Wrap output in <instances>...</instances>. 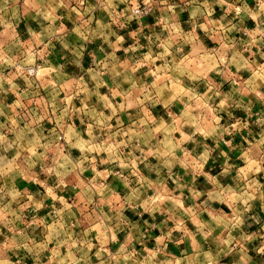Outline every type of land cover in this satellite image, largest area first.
<instances>
[{"label": "crops", "instance_id": "crops-1", "mask_svg": "<svg viewBox=\"0 0 264 264\" xmlns=\"http://www.w3.org/2000/svg\"><path fill=\"white\" fill-rule=\"evenodd\" d=\"M6 1L0 106L14 132L43 135L26 178L4 172L35 200L73 196L78 229L64 240L77 264H114L151 244L170 256L211 245L220 259L243 229L255 234L264 222V0H140L150 14L126 26L112 22L119 0ZM37 62L40 76H17L16 66ZM12 219L5 228L17 227ZM13 239L0 233V244Z\"/></svg>", "mask_w": 264, "mask_h": 264}, {"label": "rangeland", "instance_id": "rangeland-1", "mask_svg": "<svg viewBox=\"0 0 264 264\" xmlns=\"http://www.w3.org/2000/svg\"><path fill=\"white\" fill-rule=\"evenodd\" d=\"M114 3L112 5L110 4L112 6L110 12L113 15L112 22L114 26H119L120 22H123L125 26L130 23H138L143 17L150 14L153 7V4L141 2L140 0H119V2ZM142 3L150 7L148 14L140 16L133 13V6L137 4L142 5ZM72 4L75 6L77 3ZM9 5V2L6 0H0V15L3 14V17L6 15L4 10H6ZM77 5H81V3ZM76 8L78 9V6H76ZM71 15L73 16L75 14ZM3 23L4 20L0 17V28H3ZM8 38L9 34H0V61H3V57H6V55L4 56V51L1 49L3 43H5V40H8ZM132 38L133 37H131V40H133ZM178 54L180 55V53ZM162 58L170 59L169 56H163ZM5 60H7V58ZM12 61L14 60L12 59ZM8 62L10 61L8 60ZM38 64L40 67L36 76H40L43 72L40 71L43 65L41 63ZM52 73L54 74V72ZM17 76L20 77V75ZM36 76H33V78ZM55 77H58L56 71ZM0 85H2V83H0ZM2 104L7 107L9 102L5 100ZM20 107L21 106H16V109L19 110L22 108ZM6 109H8V107L5 108V110ZM5 110L4 107L2 108L0 106V184H3L2 192H0V224L2 226V228H0V233L7 237L15 233L17 239H13L14 243L10 246L7 244H0V264H42V262L43 264H77L73 255L75 252V244L64 240V238L74 235V232L78 229L77 225V229L73 225L75 218L73 207L75 199L73 196H63V199H60L57 196L53 197V195H46V198L43 200H41L40 196H36L37 198L35 200L33 198L35 194L27 193V187H24V184H22V187L17 186L18 184L16 186L12 184L11 186V180L6 178L8 173L6 174L4 170L13 167V171H15L12 173L13 176L27 177V167L30 168V166L33 165L30 160L26 162L27 155H37L35 153V148L39 146V138L43 135V132L33 133L31 131L26 134L14 132L11 127L17 122L13 120L15 116L12 115V117H10ZM25 114L29 117L27 113ZM20 117L23 121L30 120V118L24 119L26 118L25 116L20 115ZM32 121L36 123L34 119L29 122ZM9 125L11 127H9ZM28 134L30 137L26 138ZM104 137L106 136L104 135ZM31 138H34L33 146L26 150V143H28ZM7 159L10 160V162H7ZM68 162H70V160L62 162L61 166L68 165ZM40 165L45 169L51 165V163L46 164V166H44V164H36L37 169L40 168ZM23 180L26 181V179ZM27 183H29V181H27ZM14 204L17 206L18 211L14 209ZM34 208L38 209L35 210ZM10 217H13L12 220L16 219L15 223H17V227L13 229L14 232L4 227L7 225L6 222ZM243 230L244 234L242 237L238 240L236 239V241H232L229 244L230 247H225V251L228 252L229 249L233 251L231 250L230 253L221 256L220 259L214 257V250L211 251L209 248L211 245L207 249H203L200 244L195 243L193 246L189 247V249L193 248V252L170 256L172 254L169 251L164 252L162 249L158 248L160 245L154 248V244H151L150 248L147 245V250L145 251L140 249L139 256L136 252L137 248H134L133 252H127L130 258L128 256H122L121 258L118 256L115 257L114 264H264V222L257 228L255 234L251 231L248 232L245 229ZM251 238H253L252 241ZM5 241L6 240L2 239V242ZM233 248L236 249L234 250ZM32 252L37 253L38 256L42 258L36 259L37 254L32 258ZM233 252H235V255H232ZM58 259L59 262L57 263Z\"/></svg>", "mask_w": 264, "mask_h": 264}, {"label": "built area", "instance_id": "built-area-1", "mask_svg": "<svg viewBox=\"0 0 264 264\" xmlns=\"http://www.w3.org/2000/svg\"><path fill=\"white\" fill-rule=\"evenodd\" d=\"M149 11H150V7L146 5L145 3H142V5L137 4L136 6H133L132 8V12L140 16H145L146 14H148ZM39 67L40 65L38 63L33 64V65L19 64L18 66H16L15 72L17 73V75H20V76L22 75L26 77H33V76H36L39 70Z\"/></svg>", "mask_w": 264, "mask_h": 264}]
</instances>
